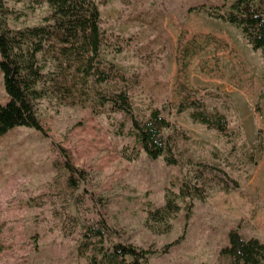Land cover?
Listing matches in <instances>:
<instances>
[{
	"label": "rangeland",
	"instance_id": "374dc122",
	"mask_svg": "<svg viewBox=\"0 0 264 264\" xmlns=\"http://www.w3.org/2000/svg\"><path fill=\"white\" fill-rule=\"evenodd\" d=\"M92 1L101 17V59L133 80L135 117L146 121L159 109L189 141L177 143L179 165L168 166L136 145L124 114L94 115L52 95L39 100L44 132L16 128L0 140V264H90L93 247L81 255V246L99 215L116 233L105 247L133 246L131 262L142 261L143 250L146 264H222L232 229L264 244L263 52L211 16L227 14L237 0ZM7 7L13 29L41 25L51 14L34 0H7ZM122 88L96 89L110 97ZM185 97L225 114L231 141L187 114L178 117ZM7 102L0 72V103ZM63 151L86 173L85 180L73 177L77 188ZM183 183L203 187L205 198L179 199ZM227 184L233 189L226 192ZM168 200L180 211L164 223L151 220L148 212Z\"/></svg>",
	"mask_w": 264,
	"mask_h": 264
},
{
	"label": "trees",
	"instance_id": "16d2710c",
	"mask_svg": "<svg viewBox=\"0 0 264 264\" xmlns=\"http://www.w3.org/2000/svg\"><path fill=\"white\" fill-rule=\"evenodd\" d=\"M227 1V0H226ZM36 5H48L51 14L41 25L13 29L9 27L11 11L7 0H0V72L8 98L0 103V140L16 128H28L43 133L38 119L37 102L52 95L66 107L89 108L94 115L120 113L128 117L136 145L146 155L157 160L163 158L168 166H178L175 149L179 141H189L188 135L177 124L165 119L159 109L153 110L146 121L137 119L130 94L133 80L122 75L113 65L101 59L103 35L101 17L92 0H34ZM264 0H237L227 14L212 13V17L240 30L254 51H262L264 58ZM48 69V72H45ZM116 84L123 88L108 97L96 88ZM187 114L190 121L231 141L227 116L218 110H208L204 101L185 97L176 109L178 117ZM66 169L71 175L70 187L77 188L73 180L86 173L70 165L63 151ZM233 189L229 184L223 191ZM206 190L197 185L183 183L178 198L203 200ZM180 207L168 200L161 210L148 212L154 222L164 223L178 213ZM116 233L99 215L97 227H88L81 255L93 247L90 264H146L150 254L140 250L141 260L131 262L137 251L133 246L114 243L105 247V241ZM5 251L0 242V254ZM222 264H264V244L256 238L244 237L238 229L228 234V243L219 254ZM142 262V263H141Z\"/></svg>",
	"mask_w": 264,
	"mask_h": 264
}]
</instances>
